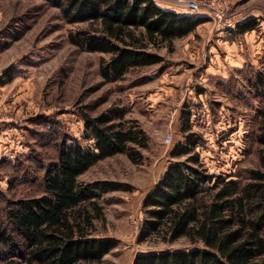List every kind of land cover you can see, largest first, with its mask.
<instances>
[{
	"label": "rangeland",
	"instance_id": "1",
	"mask_svg": "<svg viewBox=\"0 0 264 264\" xmlns=\"http://www.w3.org/2000/svg\"><path fill=\"white\" fill-rule=\"evenodd\" d=\"M228 1L232 11L241 10L242 15L258 20L252 34H229L228 25L207 12L211 18L176 40L172 51L158 50L164 58L161 63L106 82L99 73V58L107 55L71 44L68 33L78 24L66 22L58 7L45 0H0V140L8 142L13 133L17 139L15 150L0 155V216L5 206L39 191L41 165L56 156L58 140L67 137L69 142L88 143L82 139L80 112L95 115L113 110L121 113L116 120L138 122L147 145L140 149L139 163L116 154L81 176L86 181L112 180L130 186L103 193L99 199L102 216L95 219L96 233L118 239L102 264H132L140 253L187 247L184 238L167 243L140 232L146 193L169 162L184 159L170 156L174 146L188 138L195 141L193 150L214 174H234L260 162L255 135L264 101L256 97L250 108L239 105L232 111L231 102L217 87L227 84L246 64L263 68L264 0ZM238 48L245 64L225 62L227 76H222L216 69L225 55H234ZM164 73L166 78L161 79ZM180 73L182 87L174 84L176 89L168 91ZM144 76L153 79L132 85ZM246 97L245 93L240 103L246 102ZM216 101L221 104L217 115L212 113ZM186 110L190 112L187 123ZM34 118H41L40 122ZM167 132L172 139L164 144ZM7 261L0 259V264Z\"/></svg>",
	"mask_w": 264,
	"mask_h": 264
},
{
	"label": "trees",
	"instance_id": "2",
	"mask_svg": "<svg viewBox=\"0 0 264 264\" xmlns=\"http://www.w3.org/2000/svg\"><path fill=\"white\" fill-rule=\"evenodd\" d=\"M45 1L60 9L66 22L78 24L68 33L71 44L107 55L99 58V73L106 82L161 63L159 49L172 51L175 40L195 31L210 16L182 14L156 0ZM241 17L229 34L257 29L256 18ZM261 62L262 69L246 64L227 84L218 85L232 111L239 105L250 108L256 97L264 101V56ZM146 80L144 76L132 85ZM244 92L245 104L240 103ZM214 104L212 113L217 115L221 104ZM259 111L256 167L234 174L210 173L193 150L195 141L188 138L174 146L170 156L184 159L169 162L146 193L140 232L167 243L184 238L188 246L140 253L132 264H264V108ZM184 113L187 123L190 112ZM80 115L82 139L88 143L69 142L67 137L58 140L56 156L41 165L39 191L2 209L0 259H8L7 264H102L118 245V239L96 233L95 219L102 216L99 199L103 193L130 186L112 180L86 181L81 176L116 154L139 163L147 136L138 122L116 120L121 113L113 110Z\"/></svg>",
	"mask_w": 264,
	"mask_h": 264
},
{
	"label": "crops",
	"instance_id": "3",
	"mask_svg": "<svg viewBox=\"0 0 264 264\" xmlns=\"http://www.w3.org/2000/svg\"><path fill=\"white\" fill-rule=\"evenodd\" d=\"M161 6H163V7H165V8H168V9H172V10H176L177 12H180V13H182V14H187V13H189V11L188 10H186L185 8H183V7H179V6H175V5H173L172 4V2H171V0H156ZM180 8H182V9H184V10H181ZM198 14H202V15H207V16H209V14L207 13V10H200L199 12H197ZM242 17H241V19H244V18H253V17H250V16H246V15H241ZM210 17V16H209ZM211 18V17H210ZM237 21V20H236ZM235 23V21H233L232 23H231V25H229L228 27L229 28H231V27H233V24ZM254 30H252V31H247V32H245V33H243V34H239V35H247L248 33H250V34H252L251 32H253ZM194 32V31H193ZM191 34V33H190ZM188 36V35H187ZM178 40V39H177ZM175 42H176V40L174 41V45H175ZM234 42V41H233ZM174 45H173V48H174ZM240 48H241V45H240ZM239 49V48H238ZM235 54L233 55V53H231L230 52V54H227V55H225L224 56V60L222 61V66L221 67H218L217 69H216V71L218 72V73H220L222 76H225L226 75V73H227V69H226V67H225V62H229L230 64H235V63H237V64H240V63H242V65H244L245 63H244V59H243V57H242V54H241V52H240V49H239V51H236V52H234ZM229 63H227L228 65H229ZM158 64V63H157ZM154 65V64H153ZM241 65V66H242ZM237 70H239V69H237ZM177 76H179V78H177L178 80H174L173 81V85H170V87L169 88H166V89H168V91H174V89H176L175 87H173L174 86V84H178L177 86L179 87V88H181L182 87V85L183 84H181L180 82H179V79H181L182 77H183V75L180 73L179 75H177ZM176 76V77H177ZM227 76V75H226ZM225 76V77H226ZM147 77V76H146ZM175 77V78H176ZM155 78V77H154ZM164 78H166V74L164 73L163 75H162V77H161V79H164ZM151 79H153V77L151 78ZM146 80L144 83H138V84H135V86H137V85H140V84H145V83H148V82H150V81H152V80ZM184 82V81H183ZM224 82V81H223ZM157 87H159V86H157ZM179 88H178V90H179ZM172 93V92H171ZM11 136H13V137H11V138H8L9 140H8V142H1L2 140H0V155H3L4 153L5 154H7L8 153V151H13V150H15V148H14V146H16L17 145V143H16V141H17V139H16V136H15V133H13ZM10 144V145H9Z\"/></svg>",
	"mask_w": 264,
	"mask_h": 264
},
{
	"label": "built area",
	"instance_id": "4",
	"mask_svg": "<svg viewBox=\"0 0 264 264\" xmlns=\"http://www.w3.org/2000/svg\"><path fill=\"white\" fill-rule=\"evenodd\" d=\"M171 2L173 5L183 7L189 12L196 13L202 9L207 10L216 21L228 26L242 15L241 10H231L228 0H171ZM171 139V132H167L163 137L164 144L170 143Z\"/></svg>",
	"mask_w": 264,
	"mask_h": 264
}]
</instances>
